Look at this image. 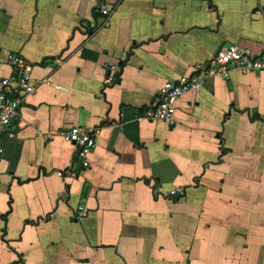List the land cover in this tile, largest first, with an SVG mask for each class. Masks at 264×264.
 I'll list each match as a JSON object with an SVG mask.
<instances>
[{"label": "crops", "instance_id": "0c3cea01", "mask_svg": "<svg viewBox=\"0 0 264 264\" xmlns=\"http://www.w3.org/2000/svg\"><path fill=\"white\" fill-rule=\"evenodd\" d=\"M235 45L264 50V0H0V76L22 55L36 85L1 141L0 264H264V69L150 117ZM72 125L98 129L84 170Z\"/></svg>", "mask_w": 264, "mask_h": 264}, {"label": "built area", "instance_id": "2783aa9c", "mask_svg": "<svg viewBox=\"0 0 264 264\" xmlns=\"http://www.w3.org/2000/svg\"><path fill=\"white\" fill-rule=\"evenodd\" d=\"M101 7L105 12L104 2ZM9 62L12 66L11 74L0 76V154L4 152L2 138L15 137L14 128L20 116V109L36 89L32 78L33 63L22 55L15 54L9 57ZM236 69L244 72L264 69V50L255 52L251 48L237 45L226 47L208 63H197L192 75H182L176 80L166 81L159 91L156 106L150 117L170 124L174 123L177 102L185 93L191 90L197 91L206 77H228ZM60 134L65 141L77 145V157L82 169L89 167V157L96 146L98 129L72 125L62 130ZM65 174L75 177L76 171L70 168ZM58 175H63V172L59 171ZM15 264L23 263L19 261Z\"/></svg>", "mask_w": 264, "mask_h": 264}]
</instances>
